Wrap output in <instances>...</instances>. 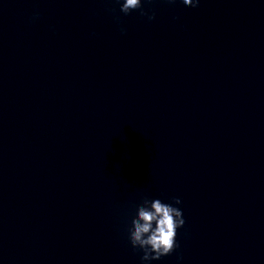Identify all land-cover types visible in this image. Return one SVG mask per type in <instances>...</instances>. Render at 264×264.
<instances>
[{"label":"clouds","instance_id":"obj_1","mask_svg":"<svg viewBox=\"0 0 264 264\" xmlns=\"http://www.w3.org/2000/svg\"><path fill=\"white\" fill-rule=\"evenodd\" d=\"M120 11L125 15L142 8V0H117ZM150 2V0H149ZM175 3L176 0H167ZM188 7H198L200 0H182ZM147 15L146 12H141ZM149 20L155 18L154 13ZM182 204L180 197H173L171 203H165L160 197L143 196L135 206L136 215L132 218L131 227L127 229L128 240L133 247L143 254L141 260L150 262L171 255L178 247L176 242L177 230L183 228L185 219L181 208L173 205ZM180 259V257H178Z\"/></svg>","mask_w":264,"mask_h":264}]
</instances>
